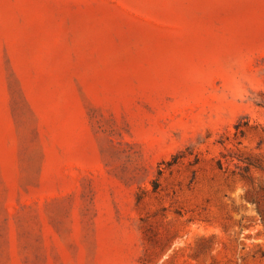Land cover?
<instances>
[{"label": "rangeland", "instance_id": "1", "mask_svg": "<svg viewBox=\"0 0 264 264\" xmlns=\"http://www.w3.org/2000/svg\"><path fill=\"white\" fill-rule=\"evenodd\" d=\"M0 264H264V0H0Z\"/></svg>", "mask_w": 264, "mask_h": 264}]
</instances>
